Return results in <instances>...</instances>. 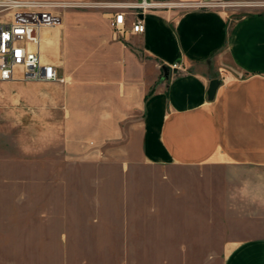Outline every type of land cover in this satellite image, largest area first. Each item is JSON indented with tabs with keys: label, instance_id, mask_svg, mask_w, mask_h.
Segmentation results:
<instances>
[{
	"label": "crops",
	"instance_id": "0c3cea01",
	"mask_svg": "<svg viewBox=\"0 0 264 264\" xmlns=\"http://www.w3.org/2000/svg\"><path fill=\"white\" fill-rule=\"evenodd\" d=\"M245 10L232 18L217 8L151 9L139 15L146 24L144 33L122 36L111 25L110 9L68 7L60 24L43 31L41 43L44 60L57 65L65 81L9 80L0 86L22 118H34L35 127L51 120L62 151L100 150L115 141L128 166L243 168L246 222L230 230L219 264H264V6ZM132 20L128 13V29ZM176 62L182 68H172ZM214 78L219 85L210 97ZM188 214L197 217L199 209L151 208L145 215L170 220ZM63 216L56 238L59 247L67 248L72 224L68 211ZM35 222L44 226V217ZM193 223L196 231V218ZM126 229L120 230L119 246L129 245L128 239L123 243L130 237ZM178 231L152 234V242L187 246L192 232ZM28 233L26 244L20 237L12 245L30 247V253L1 255L0 264L73 263L62 251L43 257V237ZM161 258L158 264L172 263L170 257Z\"/></svg>",
	"mask_w": 264,
	"mask_h": 264
},
{
	"label": "rangeland",
	"instance_id": "374dc122",
	"mask_svg": "<svg viewBox=\"0 0 264 264\" xmlns=\"http://www.w3.org/2000/svg\"><path fill=\"white\" fill-rule=\"evenodd\" d=\"M251 7L255 6L222 0L215 8L236 18ZM7 92L0 88V256L28 255L30 247L12 244L20 237L26 244L28 232L34 231L43 237V257L62 251L73 257L72 264H148L149 259L158 264L163 256L170 257L171 264H178L175 259L219 264L230 230L246 222L243 168L128 166L115 141L104 143L100 150L68 153L62 151L51 120L39 121L35 127L34 118H22ZM151 208H197L200 215L158 219L145 215ZM66 211L72 242L61 248L56 230ZM42 217L44 226L35 224ZM152 218L162 221L152 224ZM195 218L201 225L196 231L190 225ZM125 225L130 237H124L123 243L128 239L129 245L119 246ZM178 230L192 232L185 247L152 242V234Z\"/></svg>",
	"mask_w": 264,
	"mask_h": 264
},
{
	"label": "built area",
	"instance_id": "2783aa9c",
	"mask_svg": "<svg viewBox=\"0 0 264 264\" xmlns=\"http://www.w3.org/2000/svg\"><path fill=\"white\" fill-rule=\"evenodd\" d=\"M222 0L158 1L123 0L86 3L65 0H0V81H65L57 65L43 58L41 43L43 31L62 22L63 11L68 7L97 6L110 9L114 31L124 36L127 31L144 33L146 24L140 18L156 8L198 7L215 8ZM264 6V1H236ZM133 15L128 29L126 15ZM172 68H182L173 63Z\"/></svg>",
	"mask_w": 264,
	"mask_h": 264
},
{
	"label": "water",
	"instance_id": "95a60500",
	"mask_svg": "<svg viewBox=\"0 0 264 264\" xmlns=\"http://www.w3.org/2000/svg\"><path fill=\"white\" fill-rule=\"evenodd\" d=\"M218 85H219L218 78L212 79L209 85V91H208L210 97H213L215 95Z\"/></svg>",
	"mask_w": 264,
	"mask_h": 264
}]
</instances>
